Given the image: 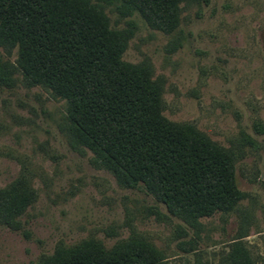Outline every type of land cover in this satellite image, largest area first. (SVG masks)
I'll return each instance as SVG.
<instances>
[{
    "label": "rangeland",
    "instance_id": "1",
    "mask_svg": "<svg viewBox=\"0 0 264 264\" xmlns=\"http://www.w3.org/2000/svg\"><path fill=\"white\" fill-rule=\"evenodd\" d=\"M90 1L127 33L122 59L160 83L162 115L233 154L242 197L190 226L73 146L65 100L16 74L0 84V205L19 182L28 203L15 227L0 220V264H39L58 247L92 239L110 248L129 236L160 250L159 264H229L237 242L264 264V0L183 2L170 32L122 11L120 0ZM0 55L14 61L17 50Z\"/></svg>",
    "mask_w": 264,
    "mask_h": 264
},
{
    "label": "trees",
    "instance_id": "2",
    "mask_svg": "<svg viewBox=\"0 0 264 264\" xmlns=\"http://www.w3.org/2000/svg\"><path fill=\"white\" fill-rule=\"evenodd\" d=\"M121 10H136L154 28L170 32L179 22L180 4L201 0H120ZM127 33L110 28L108 17L90 0H0V84L19 75L65 100V128L73 146L125 188L142 187L167 212L190 226L202 217L235 209L242 197L233 154L186 123L162 115L160 83L141 64L122 59ZM0 205L3 222L28 203L17 184ZM229 264H255L239 242ZM162 255L140 236L106 248L83 240L58 247L39 264H159Z\"/></svg>",
    "mask_w": 264,
    "mask_h": 264
}]
</instances>
